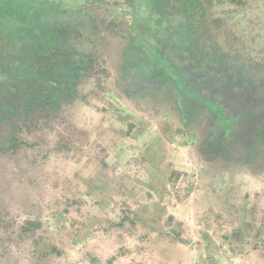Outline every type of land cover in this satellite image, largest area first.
I'll list each match as a JSON object with an SVG mask.
<instances>
[{"label":"rangeland","instance_id":"rangeland-1","mask_svg":"<svg viewBox=\"0 0 264 264\" xmlns=\"http://www.w3.org/2000/svg\"><path fill=\"white\" fill-rule=\"evenodd\" d=\"M114 4L133 52L108 48L113 70L99 63L85 102L18 125L25 144L0 150V264H264V0L207 5L203 49L217 41L234 60L228 75L237 82L221 81L233 92L212 88L233 99L231 117L181 82L165 45L141 37L151 32L156 43L165 32L158 28L177 21L169 9L188 12V2ZM125 58L171 80L182 98L216 114L223 131L247 110L221 157L200 144L204 116L182 123L170 98L122 94L114 70L120 76Z\"/></svg>","mask_w":264,"mask_h":264},{"label":"flooded vegetation","instance_id":"flooded-vegetation-1","mask_svg":"<svg viewBox=\"0 0 264 264\" xmlns=\"http://www.w3.org/2000/svg\"><path fill=\"white\" fill-rule=\"evenodd\" d=\"M115 1L123 3L124 1L128 0L71 1V3L76 6L74 9L71 10H76V13H78V15L80 16V21L84 19V22L86 21V18H89L92 23V26H95L100 29V35L98 36V40H96L95 42V48L92 50L93 55L89 56V61L85 63V67L88 72L86 74L81 73L77 82L78 84H76L75 87L72 86V88L70 89L69 94H71V96L66 97L68 93H63L61 87L56 86V92L59 94L57 99V111L55 113H52L51 116L55 117L56 115L61 113L64 109H66L69 103H73L76 101L85 102L87 96V91L85 87L88 86L89 83H92V86H95V81L90 82V80L94 78L92 77L93 74H91L92 71H94L101 62L105 63L110 67L112 66L111 68L113 70V62L111 61L112 54H110L109 52L112 47H116L118 49L119 47L121 48L123 46L125 51L129 54L133 52L131 47L132 38L125 35L126 30L124 29V25H122V21H120L117 15H114L113 13V11L115 10ZM199 2V10L197 11V13H194L193 10L187 15H185V18L188 24L192 19L195 20L196 17L203 19L204 22L199 27L190 24L188 28L189 33L186 38H184V36H178L177 34H179V31L176 30V28H174V34H176L177 37L174 36L172 38L171 36L173 34H171V36L169 37L170 32H166L159 41H156V43L153 42L154 40L153 38H151L152 35L150 32V34L147 31L144 32L141 37L145 38L147 41H150L153 46L156 45L155 47L165 45V47L167 48V52L170 54L174 61L173 63L176 71L180 76L181 82H183L187 88L199 93V95L214 101L218 106L222 107L225 115H229L231 117L234 116V114L229 112V110L232 109V107L229 105L233 104V99L229 98L228 103L224 99V95L218 97L217 93H215L212 88L222 87L224 88V91L227 94L233 92V90L231 89L229 91V88L231 87H224L222 85L223 82L221 83V81L223 80V78H229L231 82H237L236 79H233L230 74L228 75V72L233 70L232 64H234V60L227 63L226 60L228 54L226 53L228 52H223L224 50H222V46H220L216 40V43L213 41L215 44L212 47L209 45V53L204 51L203 46H200V48L197 47V50H195V52H190V47L191 45L195 44L194 42H196V39L201 38V36H203L202 34L204 33V31L205 33H207L206 29L208 28L209 24L207 5L204 6V2L201 0H199ZM69 6H71V4H65V7ZM172 14L174 17L176 16L177 18H175L178 20L180 14L179 11L176 9L175 12H173ZM159 30L162 31V28H159ZM209 31L210 33L212 32V30ZM122 36L123 41L120 38ZM124 36H127V38H125ZM109 39L114 40L113 43H111ZM20 48L21 46H19V49ZM108 48L110 49L108 50ZM186 54H188V56ZM44 63L46 70L50 69L52 67L51 57L45 59ZM124 63H127L126 58ZM53 65H55V63H53ZM249 65V63L245 65L241 64L242 67H249ZM122 67L123 64H120L119 69L123 72V76L120 77L122 81H120V83L114 82V84L115 86L119 87L120 91L122 92V94H124L126 98L130 100L135 97L148 99V97L158 98L165 96V98H170L172 102L174 101V108H172V111L177 108L176 110L180 113V120L182 123L188 122L189 124H193L194 121L199 118V116H204V118L206 119L204 122L205 130L203 139L200 144L202 147H204L207 152L209 151L211 153V151H214V153L219 157H221V152L225 150L224 147H226L227 141H230L228 139V134L235 131L239 127V124H242L244 122L243 119L246 118L245 116L247 114V110L241 111L240 114H242L243 116L241 117V119L239 118L240 121H238V123L234 122L225 131H223V129L219 127V117L216 114L207 112V110H205V108H203L201 104L192 101L191 99L182 98L181 95L175 92L171 80L166 79L164 81L162 79H157L155 76L151 75V73L146 75L144 73L146 72L145 70L138 69L136 67L123 71ZM114 75L115 78L118 77L115 70ZM117 79L119 80V78ZM229 79L228 84L231 85ZM45 90L42 89L41 91L39 89V91H36L35 97L30 99V106L32 109H30L31 113L29 114V116H27V118L34 119L46 113L45 109L43 108V105H46L45 102L47 100L46 96H48V89L46 91ZM148 100L151 101L152 99ZM14 101H19L18 96H15ZM12 106L18 111L7 121L0 120V129L6 128L5 132H2L0 130V141L3 140L10 131H14V129H12L13 124H16L18 127L19 121L24 118V116H19V108L16 107V104L13 103ZM10 120L13 123H11ZM260 135H264L263 131H260ZM230 139H232L231 142L232 144H234L235 140L233 138ZM238 144L240 145L242 144V142L238 141Z\"/></svg>","mask_w":264,"mask_h":264},{"label":"trees","instance_id":"trees-1","mask_svg":"<svg viewBox=\"0 0 264 264\" xmlns=\"http://www.w3.org/2000/svg\"><path fill=\"white\" fill-rule=\"evenodd\" d=\"M71 1L0 0L1 121H7L17 113L18 110L12 106L15 103L16 107L19 108V116H24L18 125L26 126L27 121L31 120L27 118L31 113L30 109H32L30 99L35 97V93L39 89L41 91L48 89L46 105H43V108L46 111L44 115L52 117V113L57 111L58 104L59 94L56 92V86L61 87L62 92L68 93L66 97H69L71 96L69 94L70 89L78 84L81 73L86 74L88 72L85 63L89 61V56L93 55L92 50L95 48V42L100 35V29L92 26L89 18H86L84 22V19L80 21V16L76 10H71L76 7ZM185 1L190 4L192 9L187 12V10L182 11L178 7L177 10L180 14L174 26L179 31L177 35L184 36V38L188 35L184 31L188 30L190 24L199 27L204 22L203 19L196 17L189 24L186 22L188 28L183 30L178 28L180 22L186 21L185 15L193 10L194 13H197L199 10V0ZM201 1L206 6L214 0ZM67 3L71 6L65 7ZM174 10L175 8H170L169 13H173ZM9 19H12L10 23ZM174 28H162V31H165L164 33L170 32L169 37L171 34H173L172 38L177 37L174 34ZM205 34L207 33L204 31L202 35ZM4 38L6 39L3 40ZM203 38L204 36H201V38L196 39L195 44L190 47V52H195L197 47L203 46L201 42ZM160 39L161 37H157L158 41ZM19 46H21L20 49ZM210 46L212 47V45ZM186 55L188 56V54ZM50 57L52 67L46 70V62L44 63V61ZM129 61L127 58V63H123V71L135 67ZM119 71L120 76L117 78H119L120 83L123 72L120 69ZM15 96H18V102L14 101ZM11 123L13 122L11 121ZM16 127L17 125L13 124L12 129L14 131H10L0 141L2 152L15 153L25 144L21 138L16 137ZM237 232L242 235V231L238 230Z\"/></svg>","mask_w":264,"mask_h":264}]
</instances>
